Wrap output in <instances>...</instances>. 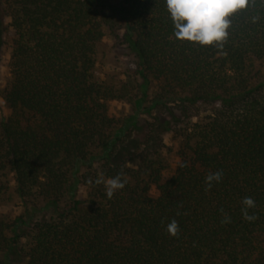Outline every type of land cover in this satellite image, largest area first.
Here are the masks:
<instances>
[{
    "label": "trees",
    "instance_id": "16d2710c",
    "mask_svg": "<svg viewBox=\"0 0 264 264\" xmlns=\"http://www.w3.org/2000/svg\"><path fill=\"white\" fill-rule=\"evenodd\" d=\"M0 4L11 49L0 205L9 174L25 208L0 214V264H264V0L232 18L222 50L177 40L166 0ZM106 32L135 54L140 81L101 78ZM113 101L132 112L113 117ZM168 134L178 164L164 176ZM100 173L127 184L108 199L87 184Z\"/></svg>",
    "mask_w": 264,
    "mask_h": 264
},
{
    "label": "clouds",
    "instance_id": "9594fccd",
    "mask_svg": "<svg viewBox=\"0 0 264 264\" xmlns=\"http://www.w3.org/2000/svg\"><path fill=\"white\" fill-rule=\"evenodd\" d=\"M167 11L174 24V36L181 42L199 44L203 47H217L222 50L229 37V29L232 27V18L250 7L255 6V0H166ZM259 16H253L252 22L257 23ZM186 166V165H185ZM122 173L115 177L105 179L100 173L93 181L87 180L89 186L103 185L108 199L125 188L127 178L122 180ZM223 171L209 172L205 177V191L211 190L213 183L221 182ZM244 207L241 209L243 219L254 222L258 219L255 215L249 214V209L256 207V202L251 197H244ZM223 219L221 224L231 223V217L220 209ZM180 213H177L179 215ZM167 233L172 237L179 236V224L173 219L167 224Z\"/></svg>",
    "mask_w": 264,
    "mask_h": 264
},
{
    "label": "rangeland",
    "instance_id": "374dc122",
    "mask_svg": "<svg viewBox=\"0 0 264 264\" xmlns=\"http://www.w3.org/2000/svg\"><path fill=\"white\" fill-rule=\"evenodd\" d=\"M8 27V17L0 4V105H4L3 96L10 83L11 75L9 61L11 55L10 45L6 39L4 29ZM97 71L101 78L107 83L120 86L125 82L140 81L137 75L138 60L135 54L119 39L106 32L104 39L98 44L97 48ZM155 91L153 90L152 93ZM110 114L116 118H123L129 115L131 106L123 101H113L109 103ZM149 119V117H143ZM165 150L162 154V161L165 167L164 176L171 175L177 164L178 140L173 134L164 136ZM5 182L8 183L9 190L7 198L0 205V214L15 217L24 213V204L18 198L11 175H7ZM80 197L84 193H80ZM54 213V212H53Z\"/></svg>",
    "mask_w": 264,
    "mask_h": 264
}]
</instances>
